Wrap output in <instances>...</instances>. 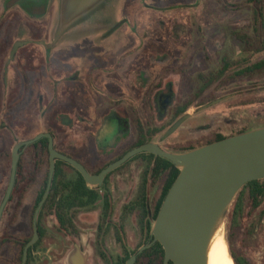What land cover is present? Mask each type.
<instances>
[{
	"label": "flooded vegetation",
	"instance_id": "af4514ba",
	"mask_svg": "<svg viewBox=\"0 0 264 264\" xmlns=\"http://www.w3.org/2000/svg\"><path fill=\"white\" fill-rule=\"evenodd\" d=\"M58 1L23 0L21 3L18 0H0V111L4 107L3 99L6 97L7 111L12 112L11 116L16 122L10 130L12 136L9 132V125L7 127L1 123V132L4 130L8 132L13 140V147L17 142L30 141L39 134H49L52 137L53 148L78 162L90 175L100 174L109 165L122 159L129 151L143 144L157 143L163 149L159 143L166 139L163 138L164 134L161 135L158 142L153 140L158 134L164 132L163 124L152 126L147 120L146 114L145 103H147L150 84L147 75L150 69L146 52L148 43L127 40L133 38L132 34L135 29L134 25L125 23L123 18L127 1L121 10V17L118 21L120 23L117 25L114 23L110 26H99L92 20L93 25L89 26L88 30L78 32L80 36L88 33V37L95 38L99 35L98 32H102L101 29L109 28L100 37L103 41L93 42L96 40L94 39L89 42L91 45L106 43L109 46L105 45L96 51L93 64L87 65V67L84 62L88 55H83L85 52L80 47V50L76 52L77 56H75L72 51L79 48L77 45L69 43L70 41L62 43L61 39L65 35L57 43L51 41L57 27V21L54 23V20L56 17L58 18ZM197 1L199 2V0H196V4ZM249 1L252 2L253 9L259 15L260 1ZM37 3H39V8H44L43 13H41V9L36 10V7L35 9L34 7L25 8V4L32 6ZM39 14L40 16H38ZM44 18L43 23H39ZM239 43L241 49L238 52L237 60L229 61V58H221L222 69L220 71L228 69L230 63H235L237 66H241L236 72L239 78L259 75L261 61L249 65L251 53L255 54L259 49L258 31H254L249 36L242 34ZM18 44L19 46L11 56L15 45ZM153 48L155 47H152V51H154ZM140 49L141 53L138 56ZM153 53H151L152 56ZM94 69H100L99 74H96ZM103 70L111 71L107 78L113 77L112 82H107L108 79L102 78L100 74ZM101 79L103 82H100ZM123 83L128 95L125 94L126 90L121 87ZM102 86H106V90L110 93H107ZM153 87L155 89V86ZM117 94L119 97L116 99L109 97V95ZM169 94L172 96L171 102L163 107L164 103L170 100ZM128 96L130 98H127ZM71 97L75 98L76 104L69 103ZM174 97L172 81L165 82L164 86L154 91L153 102L159 120L165 119L168 115L169 108L174 104ZM58 98H61V110L55 117H52V121L56 126H60L62 132L60 133L63 142L61 149L57 147V133L54 132L51 121L52 109H54L53 106L57 103ZM30 104H34L36 109L42 110L41 121L47 128L38 131L31 137H24L21 134V113L26 112ZM183 107H186L183 115L188 114L192 107L191 101H186L183 104L179 102L171 109L172 114L167 130L183 116L175 119V115ZM75 127L74 134L69 133ZM4 138L3 132L0 134L1 146H4ZM41 140H46V147L43 144L32 147ZM48 143L47 138H42L19 149L20 157L16 168L14 187L0 219V264H23L24 250L27 244L33 240L35 234L37 240L29 246L25 264H38L37 254L47 255L51 252L55 253L56 258L64 255L63 264H127L133 256L136 257L134 264H155L153 253L141 256L156 243L141 254L138 252L141 247L152 242L153 215L163 196L166 184V175L162 174L157 177L155 175L156 160L154 157L157 156L148 153L135 155L119 168L110 172L102 184L95 187L88 185L80 173L69 164L56 160L54 176L58 162L63 163L60 167V175L65 181L74 180L77 177L76 173L81 176L87 196L83 200H87V204L86 206L73 207L70 210H68L69 205L66 204L62 218L58 217L55 209H44L45 205L52 204L48 202V198L53 187V176L48 198L35 217L36 209L43 195L38 203L36 200L43 189L45 176L48 181ZM1 153L4 156L3 150ZM26 157L29 161L28 167H26L27 163L24 165ZM139 158L144 160L139 181L131 194L128 197L125 196L127 202L123 203L116 218L113 212L110 179ZM10 174L11 164L8 183ZM46 188L47 183L43 194ZM63 188L72 191L75 186L70 184ZM19 192L22 194L21 197L18 194L15 199ZM27 194L33 195V199L29 203L24 201ZM27 205L29 206L27 221H21V230H14L18 223L15 222L14 217L6 219L9 208L13 206L14 209H21V207L27 208ZM144 210L147 212L146 215H144ZM15 213L16 211L13 212V214ZM94 213L98 215L92 221L95 225L93 233L89 234L84 242L82 231L85 229L81 225L87 221L82 219V216ZM49 214L52 215L53 220V227L50 229L46 223ZM131 219L134 221L133 224ZM129 223L135 229L133 233L137 240L135 248H131V246L129 248V244H127L126 235ZM47 241L51 245L57 246L56 249H48L44 252L40 250L43 249V245ZM109 243L113 245L114 249L118 248L119 254L116 249L110 250ZM85 256H87L86 259H84Z\"/></svg>",
	"mask_w": 264,
	"mask_h": 264
},
{
	"label": "rangeland",
	"instance_id": "374dc122",
	"mask_svg": "<svg viewBox=\"0 0 264 264\" xmlns=\"http://www.w3.org/2000/svg\"><path fill=\"white\" fill-rule=\"evenodd\" d=\"M251 3L249 0H199L197 4L196 0H107L87 18L70 27L66 32L68 34L60 39L62 43L70 41L69 43L77 45L79 49L72 51L75 56L81 47V50L85 52L83 55H88L85 57V66H91L95 60L96 51L109 44L91 45L89 42L94 39L96 40L93 42L103 41L100 37L109 28L101 29L102 32H98L99 35L95 38L88 37V33L80 36L78 32L88 30V27L93 25L92 20L99 26H110L114 23L117 25L120 23L118 21L121 17V10L126 4L123 15L125 23L135 26L133 38L127 40L148 43L146 52L150 69L147 75L150 84L147 103H145L147 120L152 126L163 124L162 128H164V132L158 134L153 140L158 142L161 135L166 132L171 119V109L179 102L183 104L191 101L192 107L188 111L191 115L190 119L185 121L174 134L159 143L168 152L183 153L180 151L205 145L217 135L230 136L242 129L254 130L264 127V71L254 77L250 75L243 79L236 75L241 66L235 63H230L228 69L222 71L223 74L220 71L222 69L221 58H229V61L237 60L241 49L239 41L242 34L249 36L254 31H258L259 34V49L255 54L251 53L249 65L264 59V0L259 15L256 14ZM44 20L45 18L39 23H43ZM56 21H58L57 17L54 23ZM53 38L54 33L51 41ZM152 47H155L154 51ZM140 51L141 49L138 56ZM151 51L154 52L153 56ZM94 71L99 74L100 69H94ZM110 72V70H103V74L100 75L103 79H108L107 75ZM103 79L100 82H103ZM113 80V77H110L107 82ZM167 81L174 83V104L169 108L165 119L159 120L153 94ZM102 87L110 93L106 90V86ZM121 87L126 90L124 83ZM125 94L128 95L127 90ZM109 97L116 99L119 95H109ZM226 97L230 98L204 111L197 112L200 108ZM100 99L103 100V98ZM60 100L61 98H58L53 106L51 121L52 117H55L61 110ZM3 101L0 124H5L7 127L9 125L11 135L10 130L16 122L13 121L12 112L7 111V98L4 97ZM69 103L76 104L75 98L71 97ZM29 106L26 112L21 113V134L24 137H31L47 128L41 121L42 110L36 109L34 104ZM52 128L57 133V147L61 149L63 142L60 126H56L52 121ZM1 131L0 134L4 132L5 143L4 146L0 144L4 152L3 156L0 150V201L8 183L10 153L13 147V140L10 138L12 135L10 136L6 130ZM75 131L76 127L69 133L74 134ZM28 162V157H26L24 160V165L27 163L26 167H28ZM143 165V158L136 159L125 170L117 172L110 179L114 217H118L121 206L127 202L125 196L128 197L138 183ZM261 181L264 184V179ZM149 185L151 186L152 183L150 182ZM18 194L20 192L16 194L15 199ZM32 199L33 195L27 194L24 201L29 203ZM258 201H260L259 204ZM14 211H16L15 214H13ZM28 211V205L27 208L21 207V209H14L13 206L9 208L6 219L14 217L15 222L18 223L14 230H21L20 223L23 220L27 221ZM97 215L94 213L82 216V219L87 221L81 225L85 229L82 231L84 242L89 234L93 233L95 225L92 221ZM131 222L134 223L133 219ZM46 223L49 229L53 227L51 214L48 215ZM132 224L129 223L127 227L126 236L129 248L130 246L135 248L137 243L133 235L135 229ZM222 231L228 254L232 260L235 258L245 260L247 264H264V197L259 198L256 204L248 189L239 191L225 216ZM56 247L47 241L40 250L44 252L48 249H56ZM109 248L111 251L116 249L119 254L118 248L114 249L111 243H109ZM42 254H37L38 264L64 263V255L56 258L54 252L47 253V255ZM86 258L87 256L84 257ZM233 263L235 264L234 260Z\"/></svg>",
	"mask_w": 264,
	"mask_h": 264
},
{
	"label": "water",
	"instance_id": "95a60500",
	"mask_svg": "<svg viewBox=\"0 0 264 264\" xmlns=\"http://www.w3.org/2000/svg\"><path fill=\"white\" fill-rule=\"evenodd\" d=\"M106 0H63L57 31L53 41L57 42L70 27L88 17ZM15 45L11 56L16 48ZM164 103L163 107L171 102ZM230 97L216 100L197 112L204 111ZM185 114L179 118L163 135L167 138L189 118ZM47 138L49 140V173L47 188L36 209L37 217L47 200L55 172V161L69 164L80 173L90 186H100L104 178L119 168L128 159L141 153H148L165 159L179 170V174L168 190L151 229L152 242L139 249L141 254L154 243L164 250L163 264H207L210 242L216 231L223 225L225 216L238 192L250 182L264 179V127L234 135L184 153H171L157 143L143 144L129 151L122 159L109 165L98 175H90L73 159L53 148L49 134H39L27 142H17L11 154V174L9 183L0 205V219L10 199L21 147ZM37 240V235L29 242L23 253V264L27 260L29 246ZM131 257L127 264H134Z\"/></svg>",
	"mask_w": 264,
	"mask_h": 264
},
{
	"label": "trees",
	"instance_id": "16d2710c",
	"mask_svg": "<svg viewBox=\"0 0 264 264\" xmlns=\"http://www.w3.org/2000/svg\"><path fill=\"white\" fill-rule=\"evenodd\" d=\"M259 1H260V8H261L263 0H259ZM259 67H260V72H263L264 71V59H262L261 62L259 63ZM185 110H186V107H183L181 109V111L175 115V119L177 117L183 115ZM248 131H251V130L242 129L238 132L231 134L230 136L217 135L213 138V140L209 141L205 145L219 141V140H223L225 138H228V137H231L234 135L243 134V133H246ZM39 144H43L46 147V140H41V141L35 143L34 145H32V147H36ZM202 146H204V145H202ZM202 146H200V147H202ZM194 149H196V148H190L188 150H183L180 152L184 153V152H188V151H191ZM151 157H154V156H151ZM154 158L156 160V165L154 166L155 175H156V177L160 176L162 174L166 175V184H165L163 196H162L161 200L159 201V203L155 209V212L153 215V220H155V218L158 214V211L161 207L163 199L165 198L168 190L170 189L171 185L173 184V182L175 181L176 177L179 174V170L176 169L172 165V163H170L169 161L162 159V158H159V157H154ZM61 165H63L62 162L57 163V171H56V174L54 176L53 187L51 189V192H50V195L48 198V202L49 203L51 202L52 204L51 205H45V207H44V209H46V208L55 209L56 214L58 215L59 218H62V215L66 210V204L69 205L68 210L72 209L73 207L79 206V205L86 206V204H87V200H85V201L83 200V199L87 198V196H86V189H84V182H83L81 176L74 171L77 174V177L72 181H69V182L65 181L64 178H62L60 175ZM46 183H47V176H45V178H44L43 189L37 197V200H36L37 203L40 201V199L43 195V192H44L45 187H46ZM70 184L75 186V188L72 191H67L63 188V186H67ZM243 189L249 190L250 196L253 198V200L256 202V204H257V200L259 198L264 197V184L262 183L261 180L250 182L241 188V190H243ZM259 203H260V201H258V204ZM146 214H147V212L144 210V215H146ZM150 253H153V255H154L155 264H163L164 250L159 243H156L155 245H153L152 248H150L148 251L143 253L141 257L148 256ZM234 261H235V264H247V262L245 260L234 259ZM170 264H172V263H170Z\"/></svg>",
	"mask_w": 264,
	"mask_h": 264
},
{
	"label": "bare ground",
	"instance_id": "6f19581e",
	"mask_svg": "<svg viewBox=\"0 0 264 264\" xmlns=\"http://www.w3.org/2000/svg\"><path fill=\"white\" fill-rule=\"evenodd\" d=\"M207 264H234L228 254L222 226L214 234L208 249Z\"/></svg>",
	"mask_w": 264,
	"mask_h": 264
},
{
	"label": "crops",
	"instance_id": "0c3cea01",
	"mask_svg": "<svg viewBox=\"0 0 264 264\" xmlns=\"http://www.w3.org/2000/svg\"><path fill=\"white\" fill-rule=\"evenodd\" d=\"M18 1H21V3H23V0H18ZM62 1H63V0H59V1H58V21H57V27H56V29H55V31H54V34H55V32L57 31V28H58V22H59L60 9H61ZM106 1H107V0H106ZM106 1H105V2H106ZM105 2H104V3H105ZM27 5H28V4H27ZM27 5L25 4V8H28V7H32V8H33V7H34V9H35V7H36V10H40V9H41V8H39V3H37L36 5L33 4L32 6H30L31 3H30V5H28V6H27ZM43 9H44V8H42V9L40 10L41 13H43V12H42ZM90 14H91V13H90ZM90 14H89V15H90ZM38 16H40V14H39ZM66 34H67V33H65L64 35H66ZM64 35H63V36H64ZM58 41H59V40H58ZM58 41H57V42H58ZM52 42H53V43H57V42H54L53 39H52Z\"/></svg>",
	"mask_w": 264,
	"mask_h": 264
}]
</instances>
